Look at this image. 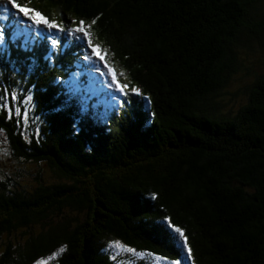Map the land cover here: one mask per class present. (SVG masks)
I'll list each match as a JSON object with an SVG mask.
<instances>
[{"label":"trees","instance_id":"obj_1","mask_svg":"<svg viewBox=\"0 0 264 264\" xmlns=\"http://www.w3.org/2000/svg\"><path fill=\"white\" fill-rule=\"evenodd\" d=\"M261 1L17 0L65 28L41 32L0 6V130L15 158L44 161L61 179L27 195L0 184V237L58 216L7 245L0 264L57 248L50 264H143L104 249L105 238L183 264H264V72L234 114L220 111L235 46L264 43V17L252 13ZM80 20L126 95L111 75L114 89L88 91L91 46L70 31Z\"/></svg>","mask_w":264,"mask_h":264},{"label":"rangeland","instance_id":"obj_2","mask_svg":"<svg viewBox=\"0 0 264 264\" xmlns=\"http://www.w3.org/2000/svg\"><path fill=\"white\" fill-rule=\"evenodd\" d=\"M0 6H3L4 10H13L20 19L21 25L29 28L28 26L34 24L28 17H24L22 13L14 9L8 0H0ZM259 6V9L252 12L257 19L264 17V0L260 2ZM34 26L39 31L44 29L43 24H34ZM235 50L238 68L230 76L220 96V111L230 115L234 114L238 107L247 101L250 85L264 72V43L260 41V38L254 36L249 41L243 39L242 42L235 46ZM87 53L96 66V77L88 83V91L98 95L107 88L114 89L113 83L109 78L108 68L105 66L109 60L104 54H102L104 59H99L92 53L91 48H88ZM107 98L108 95H102L99 99L105 100ZM23 138L27 139L28 135L24 133ZM8 139L6 133L0 130V184L5 183L8 191L20 190L27 195L39 184L47 185L61 181L44 161H24L22 158L17 159L12 156L8 146ZM62 216L70 218L79 216L80 220L83 217L78 211L67 208L63 209ZM49 219L57 221L58 216L52 213L44 222L32 223L26 227H17L16 230H12L10 233H3L0 237V254L6 249L7 245L10 244L11 248L14 249L17 245H23L29 236L41 231L44 232L48 227ZM43 223H46V225H43ZM103 240V248L109 249L112 254L122 256V254L126 253L131 259L143 260V264H175L172 260L163 259L161 256L125 247L117 240L107 238ZM60 249L57 248L44 257L40 256L30 264H50L55 261L61 252L59 251ZM128 249H131V251Z\"/></svg>","mask_w":264,"mask_h":264},{"label":"snow or ice","instance_id":"obj_3","mask_svg":"<svg viewBox=\"0 0 264 264\" xmlns=\"http://www.w3.org/2000/svg\"><path fill=\"white\" fill-rule=\"evenodd\" d=\"M8 2L12 5L13 8L17 9L19 11V13H22L24 17H28L34 24H36V25L44 24V25H47L48 28H58L60 31H65V28H64V25L62 22L58 24L55 20L49 19L47 16L42 14L41 11L33 9L27 5H22L21 3L17 2V0H8ZM97 19H98V17L94 18L92 20V24H95ZM73 23H74L75 27L73 29H71L70 31L79 32V33H82L83 36L88 37V44L92 48V53L94 55H96L99 59L103 60L104 56H102L100 53V50H99L100 46L92 44L91 34L87 30L91 26L86 25L85 21H83V20H80L78 22L74 21ZM3 37H4V33H3V31H0V49L6 47L4 40H3ZM81 38L82 37H77V39H81ZM56 43H57V40H52V44H56ZM23 46H24L25 50H27L28 42L25 41ZM85 59H87V57H85ZM105 66L108 68V72L112 76V82L116 85L117 92L122 94V95H126L127 93L125 92V89H128L129 85L128 84H121L119 82V80L117 79V74L115 73V70L113 69V67H111L110 65H107V64ZM121 75H123V73H121ZM130 90L133 93L140 94V89L135 87V86H132L130 88ZM116 99H117V97L115 95H113V106L114 107L116 106L115 105ZM169 226L174 229L175 233L179 234L180 238H182L183 242L181 244V247L183 249L187 250V256L190 257L191 253H192V249L188 245V238L185 235L184 231L181 228L176 227L175 225H169ZM128 250L131 251V249H128ZM59 251L62 252L63 248H61ZM175 264H183V262L180 260H177L175 262Z\"/></svg>","mask_w":264,"mask_h":264},{"label":"clouds","instance_id":"obj_4","mask_svg":"<svg viewBox=\"0 0 264 264\" xmlns=\"http://www.w3.org/2000/svg\"><path fill=\"white\" fill-rule=\"evenodd\" d=\"M23 26V25H22ZM29 27V29H31V30H34L35 32H38L39 30H37L36 28H35V26H34V24H32L31 26H28ZM46 27L44 26V29H45ZM43 30V29H42ZM39 32H41V30L39 31ZM18 108H13V111H14V113L15 114H17L18 113ZM1 131H3V130H1ZM11 154H12V156H14L13 155V152L11 151ZM14 230H16V229H14ZM4 233H6V231L4 232ZM158 256V255H157Z\"/></svg>","mask_w":264,"mask_h":264}]
</instances>
